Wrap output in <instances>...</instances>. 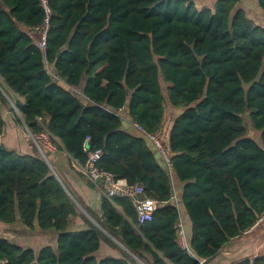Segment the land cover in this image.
Segmentation results:
<instances>
[{"label":"trees","instance_id":"1","mask_svg":"<svg viewBox=\"0 0 264 264\" xmlns=\"http://www.w3.org/2000/svg\"><path fill=\"white\" fill-rule=\"evenodd\" d=\"M46 1L49 26L39 47L35 28L46 17L40 0H0V135L5 107L32 136L47 133L81 177L77 165L99 150L100 171L140 185L158 207L139 223L129 198L101 192L93 210L53 165L50 151L43 149L46 162L34 143L35 154L0 143V222L19 219L57 233L55 247L37 252L0 236V264L214 258L264 213V26L238 0H216L213 10L192 0ZM256 1L264 11V0ZM165 100L181 112L164 137ZM125 106L132 124L161 131L176 202L167 168L146 136L121 129ZM246 112L257 138L248 134ZM77 218L85 228L71 230ZM179 218L188 249L177 240ZM102 241L120 255L98 258ZM230 264H264V253Z\"/></svg>","mask_w":264,"mask_h":264},{"label":"crops","instance_id":"2","mask_svg":"<svg viewBox=\"0 0 264 264\" xmlns=\"http://www.w3.org/2000/svg\"><path fill=\"white\" fill-rule=\"evenodd\" d=\"M216 0H210L208 6L211 7ZM238 7L246 12L248 18L252 19L255 23L264 26V11H262L256 0H239ZM84 81L82 82V84ZM0 84L3 85V81L0 77ZM170 106V104H168ZM166 110V109H165ZM172 114L170 118V124L172 125L173 119L181 111L179 109L168 108ZM166 110V111H167ZM166 111L164 116L166 115ZM16 113V112H14ZM120 114L123 119L121 129L127 132L136 133L133 124L129 120L128 107L125 106L120 110ZM16 115H18L16 113ZM2 117L4 120V126L0 135V143H3L8 149L15 151L18 154H35L36 144L32 140L30 133L26 127L18 123L11 110L2 107ZM167 125V123H166ZM171 125L167 128V133L171 128ZM31 139V140H30ZM32 141V142H31ZM54 141L61 145L60 142L55 138ZM34 143V145H33ZM36 149L37 146H36ZM39 152V151H38ZM49 159L57 170L62 174L63 178L66 179L70 187L75 190L85 201V203L93 210L99 209L101 191L95 186L90 188L88 186L85 177H81L72 169L67 161V158L63 152L57 149L50 150ZM186 222L188 234L190 232V224L187 217H184ZM71 230L84 229V223L79 219H75L70 224ZM253 229V228H252ZM249 229L243 232L240 236L230 239L218 252V254L207 261L204 264H230L243 257H254L264 253V225L259 226L256 229ZM186 231V230H185ZM187 235V234H186ZM0 236L7 238L12 243L18 244L23 247H28L37 252L41 247L50 245L55 247L57 240V233L53 230L42 231L37 227L30 229L21 224L19 219L11 224H5L0 222ZM190 236V234H189ZM188 241V238H187ZM120 254L117 250L101 242L96 252V256H114L118 257Z\"/></svg>","mask_w":264,"mask_h":264},{"label":"built area","instance_id":"3","mask_svg":"<svg viewBox=\"0 0 264 264\" xmlns=\"http://www.w3.org/2000/svg\"><path fill=\"white\" fill-rule=\"evenodd\" d=\"M40 2L46 14V17L44 18L42 24L35 28V31L38 34V46L43 47L45 43L46 32L49 26L48 19H49L50 9L47 5L46 0H40ZM38 121L41 122V118H38ZM133 127L138 132L144 134L153 141V143L155 144V148L159 150V152L162 155L165 167L167 168L170 181L173 186L174 180L172 177L170 156L164 138L162 137L161 131L150 133L145 131L141 126H139L136 123L133 124ZM30 136L32 137L34 143L36 144L38 150L45 157L46 155L44 154L43 149L48 151L55 149L54 143L47 133H39L36 137L32 136L31 134ZM99 157H100L99 150L88 152L87 159L84 165L82 166L77 165V169L86 177L87 180L93 183L107 198H111L114 195H122L129 198L135 208L137 221L139 223L150 220L152 213L158 207V201L146 196L143 192V188L140 185L127 184L124 180H116L111 174L100 171L96 165V162L99 159ZM171 201L174 202L177 201L174 186L172 189ZM263 220H264V213L257 219L256 223L250 229L254 228L258 223H260ZM176 233H177V240L181 248L188 249V241H187L186 231L184 228V222L182 218H179V220L176 223Z\"/></svg>","mask_w":264,"mask_h":264},{"label":"rangeland","instance_id":"4","mask_svg":"<svg viewBox=\"0 0 264 264\" xmlns=\"http://www.w3.org/2000/svg\"><path fill=\"white\" fill-rule=\"evenodd\" d=\"M193 2H194V4H195V6L197 7V8H201V7H210V6H208V4H209V2H210V0H192ZM239 1V0H238ZM241 2H242V0H241ZM244 2H246V0H244ZM215 4V3H214ZM214 4L213 5H211V8H212V10L214 9ZM161 83H162V85H163V87H164V89L166 88V84L164 83V81L161 79ZM8 100V103L10 104V105H12L13 106V104H12V102H11V100H10V98H7ZM169 103L165 100L164 101V107H165V109L167 110L168 108H170V106L168 105ZM165 110V111H166ZM247 112L243 115V121H244V124H245V126H246V128H247V130H248V134L249 135H252L253 137H258V135H257V132H256V130H254L253 128H252V126H251V124H250V121H249V118L247 117ZM171 116H172V114L170 113V110H167L166 111V115L164 116V119H163V125H162V133H163V136L165 137V135H166V133H167V128H168V126L169 125H171L170 124V118H171ZM166 123H167V125H166ZM144 139H145V142H146V144L148 145V147L152 150V152H154V155H155V157H156V159L158 160V162H160L162 165L164 164V161H163V158H162V155H161V153L159 152V150H157L156 148H155V144L153 143V141L149 138V137H144ZM55 146V145H54ZM56 148V147H55ZM165 165V164H164Z\"/></svg>","mask_w":264,"mask_h":264},{"label":"water","instance_id":"5","mask_svg":"<svg viewBox=\"0 0 264 264\" xmlns=\"http://www.w3.org/2000/svg\"><path fill=\"white\" fill-rule=\"evenodd\" d=\"M43 158L46 160V162H48V160H47V158L43 155ZM264 225V220L263 221H261L260 223H258L253 229H256V228H258L259 226H263ZM252 229V230H253Z\"/></svg>","mask_w":264,"mask_h":264}]
</instances>
